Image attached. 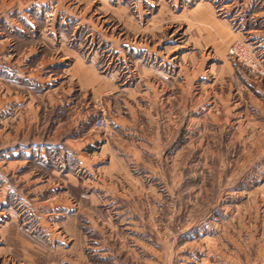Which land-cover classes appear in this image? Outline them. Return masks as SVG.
<instances>
[{"label": "rangeland", "instance_id": "374dc122", "mask_svg": "<svg viewBox=\"0 0 264 264\" xmlns=\"http://www.w3.org/2000/svg\"><path fill=\"white\" fill-rule=\"evenodd\" d=\"M164 2L0 0V264H264V0ZM73 54L117 84L92 99Z\"/></svg>", "mask_w": 264, "mask_h": 264}, {"label": "crops", "instance_id": "0c3cea01", "mask_svg": "<svg viewBox=\"0 0 264 264\" xmlns=\"http://www.w3.org/2000/svg\"><path fill=\"white\" fill-rule=\"evenodd\" d=\"M172 1H175V0H172ZM160 2H162L164 4L166 3V2H164V0H160ZM202 5H206L205 8L206 7L209 8V6H210V4H208L207 2H205V4L196 3L194 5V8H199ZM208 8L205 9V10L207 11ZM209 16H210V14L208 12V16H207V18H205V20H206L207 23H210V25L212 26L210 33H212L214 36H216V38H220V40L222 42H227V44L225 46L229 47V46H233V45L237 44V45H243L246 49L249 50V48H250L249 46H247L246 44H242L241 43V42H243V38H244L243 35L240 34V33L233 32L231 30V28L228 26V24L226 23V20H216V19H214L215 17L214 18H210ZM211 16H213V15H211ZM254 17H257V16H254ZM262 35L263 34H261L259 36H256V37L259 38ZM263 38H264V35H263ZM222 45H224V43H222ZM258 46H262V44H258L255 47H258ZM189 67H190V69H189L190 72L188 73L189 77H188V79H185V81L188 80L187 86L189 88V92H188L189 95L185 96L186 97L185 100H187L189 104L191 102H193V108H194L193 109V114H194L193 116H195V112H196V98H195L194 94H193V96H191L190 88H191V86H193L194 82H196V78H194L195 77V75H194L192 77V80H191V77H190V75H191V66H189ZM193 69H196L195 65H194ZM64 70L66 71V77L68 79H71L74 82H76L79 90H80V87H84V88H87V89H89L91 91L92 99H95V97L100 96L104 91L109 90L110 86H113V85L117 84L115 75L110 74V75H108V77L107 76H101L97 72V70L94 67V65L85 63L84 61H82V59H80V57H75L74 54H73V61ZM193 73L195 74V71ZM3 76L4 75H2L1 77L3 78ZM156 76L159 77L160 79H163V80L171 78V80L175 81V79H176V78H173V77L164 76L163 74H158ZM108 83H109V85L110 84L111 85L107 86ZM185 85H186V83H185ZM113 92H115V90H113ZM191 97H192V101H191ZM5 102H6V100H3V99L0 100V104H1V106H0V111H1L0 112V120H4V121L10 118V117L5 118V113H2L7 108L6 105H5ZM7 102L12 104V112L10 114H12V118H13L14 122H15V120L19 121L20 117H22V115H25V114H26V117H24V118H26L28 120H30L32 118L31 117L32 114L30 113V110H29V113L25 112V111H28V106H29V102L26 104V100H24L22 102V100L19 97L15 96L11 100H10V98H8ZM67 103H69V102H67ZM77 104H78L77 106L79 108H77L76 113L75 114L73 113L70 116L69 115V111H68L66 113V115L64 116V119L62 118V121H63L62 125L66 126L67 128H69L70 125H71L72 127H75V128L80 130V120L83 118V120H84L83 122L86 123L88 118H85V117L80 118V102H78ZM189 108H190V106H189ZM21 110H23V111H21ZM190 118H191V113L189 112L188 113V120H187L189 122L188 126L191 125ZM114 121H115L114 125H118L119 122H117V120H114ZM59 125L60 124H56L55 126L58 127ZM14 129H15V127H14ZM64 143H68L69 144L68 141H66ZM89 143L90 142H86L85 145H87ZM68 144H66V145L64 144V148H65L64 150L65 151L67 150L69 152L70 148L67 147ZM45 146L44 147H40V148H36L34 145H29L28 147L25 146L26 149L18 147V148H16L14 150L13 153H17V151L23 150L24 151L23 153H25V157L24 158L26 159V157L31 156V154L35 153L37 150L41 151L43 148H46L45 150H52L54 148L51 142H47L45 144ZM65 146L68 149H66ZM76 146H77L76 150L75 151L73 150V151L77 154V158L80 160V143H79V141H77V145ZM212 264H214V263L212 262ZM221 264H226V263L223 262Z\"/></svg>", "mask_w": 264, "mask_h": 264}, {"label": "built area", "instance_id": "2783aa9c", "mask_svg": "<svg viewBox=\"0 0 264 264\" xmlns=\"http://www.w3.org/2000/svg\"><path fill=\"white\" fill-rule=\"evenodd\" d=\"M99 126H103V125H105V124H107L108 123V119H107V117L103 114V116H101L100 118H99V120L96 122Z\"/></svg>", "mask_w": 264, "mask_h": 264}]
</instances>
